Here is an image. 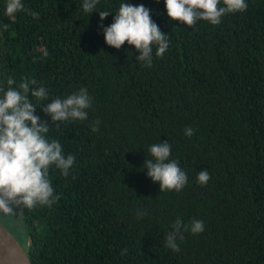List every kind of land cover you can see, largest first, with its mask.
<instances>
[{
    "label": "trees",
    "instance_id": "trees-1",
    "mask_svg": "<svg viewBox=\"0 0 264 264\" xmlns=\"http://www.w3.org/2000/svg\"><path fill=\"white\" fill-rule=\"evenodd\" d=\"M84 2L22 0L28 11L8 17L0 0V24L9 25L0 87L9 78L45 87L47 101L29 95L35 114L50 124L46 138L76 158L67 177L49 169L54 204L14 214L30 263L264 264V0L191 28L168 17L165 0H98L93 13ZM128 2L148 8L168 40L163 56L152 46L151 67L127 42H105L100 25ZM101 11L110 13L103 21ZM80 88L92 98L87 119L52 124L40 106ZM164 141L188 177L180 191H160L144 167ZM201 171L210 176L203 186ZM178 218L188 230L175 252L164 237ZM193 220L203 232H191Z\"/></svg>",
    "mask_w": 264,
    "mask_h": 264
},
{
    "label": "clouds",
    "instance_id": "clouds-1",
    "mask_svg": "<svg viewBox=\"0 0 264 264\" xmlns=\"http://www.w3.org/2000/svg\"><path fill=\"white\" fill-rule=\"evenodd\" d=\"M97 3L98 0H85L83 10L93 13ZM220 4L221 0H165L168 17L190 28L199 20L218 25L225 14L247 9L245 0H223V6ZM21 11H28L22 0H7L6 16L12 17ZM30 14L39 18L38 13ZM109 15L107 11L99 12L101 21ZM100 26L108 46L120 49L127 42L140 53L137 61L148 67L152 65V46H157V56H163L169 46L165 34L152 20L150 10L143 4L122 3L113 22L107 27L103 24ZM8 27L7 23L0 24V31H6ZM7 84V88L0 87V214L13 215L23 208L54 204L59 196L54 195L48 178L49 169L55 165L67 177L76 158L73 155L65 157L59 141L46 138L50 124L35 114L37 106L29 99V95L38 101H47V89L36 86L35 79H24L17 85L14 79L9 78ZM91 104L92 98L87 89L80 88L66 98L53 99L40 107L51 118L52 124H57L56 122L86 120V110ZM98 124L99 121L94 123L91 129L93 132L98 131ZM193 134L191 127L185 129L186 136L191 137ZM149 151L154 159L144 162L148 177L153 182H159L160 191H180L187 184L188 177L176 161L169 159L171 145L167 141L160 142L152 145ZM209 179L207 171H201L197 176L202 186ZM171 229L164 237L165 246L179 252L177 239H182L181 233L188 230V227L178 218ZM190 230L193 234L203 232V221L193 220Z\"/></svg>",
    "mask_w": 264,
    "mask_h": 264
},
{
    "label": "water",
    "instance_id": "water-1",
    "mask_svg": "<svg viewBox=\"0 0 264 264\" xmlns=\"http://www.w3.org/2000/svg\"><path fill=\"white\" fill-rule=\"evenodd\" d=\"M0 264H31L26 246L0 222Z\"/></svg>",
    "mask_w": 264,
    "mask_h": 264
},
{
    "label": "rangeland",
    "instance_id": "rangeland-1",
    "mask_svg": "<svg viewBox=\"0 0 264 264\" xmlns=\"http://www.w3.org/2000/svg\"><path fill=\"white\" fill-rule=\"evenodd\" d=\"M0 222L6 229L18 240L22 245H27L28 238L26 236V227L21 221L20 217L15 218L13 215L0 214Z\"/></svg>",
    "mask_w": 264,
    "mask_h": 264
}]
</instances>
